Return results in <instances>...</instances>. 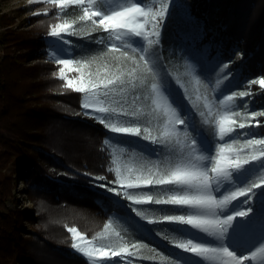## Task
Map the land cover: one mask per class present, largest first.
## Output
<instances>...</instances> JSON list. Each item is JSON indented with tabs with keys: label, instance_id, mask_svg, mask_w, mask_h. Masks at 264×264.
<instances>
[{
	"label": "trees",
	"instance_id": "1",
	"mask_svg": "<svg viewBox=\"0 0 264 264\" xmlns=\"http://www.w3.org/2000/svg\"><path fill=\"white\" fill-rule=\"evenodd\" d=\"M175 4L161 25L158 43L144 53L151 57L155 52L161 65L157 79L144 85L135 79L142 67L140 53L131 47H111V32L79 19L80 5L41 4L38 8L46 13L17 28L15 17L0 15V264H90L74 253L71 228L102 249L121 251L127 246L134 256L132 264H178L185 257L176 245L188 239L186 225L162 217L187 210L147 201L136 204L144 193L154 199L172 193L168 186L148 192L151 186L135 178L147 175L143 165L158 175L172 170L190 151L181 141L203 138L212 156L226 151L232 158L250 152L245 141L251 125H260L252 138H264V116L252 118V113L264 111V85L254 83L264 80V0ZM58 25L67 29L56 46L49 38ZM204 47L210 58L220 52L228 67L221 72L219 64L202 60L198 53ZM62 59L73 63L65 67L59 63ZM190 60L196 64L195 72L189 71ZM165 76L172 105L187 125L174 137L166 133L169 117L152 103L150 91V84ZM106 78L131 84L109 88L106 95L103 87H94L95 81L103 83ZM68 80L87 82L91 91L77 92ZM219 91L234 100L231 114L236 123L225 142L219 140L216 127L222 114ZM239 92L248 95L240 97ZM91 94L115 111L102 118L87 114L84 99ZM137 95L136 102L121 103ZM240 123L246 127L239 129ZM113 126L139 127L140 135L113 132ZM237 132L246 135L231 140ZM261 167L245 166L238 187L259 182ZM18 177L33 205L27 211L8 206L16 198ZM128 183L140 186L127 188ZM250 196L261 197L253 202V210L263 207L264 183Z\"/></svg>",
	"mask_w": 264,
	"mask_h": 264
},
{
	"label": "snow or ice",
	"instance_id": "2",
	"mask_svg": "<svg viewBox=\"0 0 264 264\" xmlns=\"http://www.w3.org/2000/svg\"><path fill=\"white\" fill-rule=\"evenodd\" d=\"M52 3L58 4L61 8L65 4L80 5L83 10V15L79 17L80 20H91L93 24H99L104 28L105 31H111V34L116 40H122L124 37L133 38L132 43L135 45L131 48L133 52L140 53V61L142 67L139 70V74L135 79L140 85L146 84L148 81H155L160 75L159 69L161 65L159 63V56L153 53V56L146 57L144 53L148 47L158 43L160 31L157 23V18L163 20L165 13L168 11V0H128L118 10L111 12H102L100 10L90 11L86 6V0H51ZM88 3H92L93 0H87ZM158 4L159 7L153 8L152 4ZM176 4L173 2V10H175ZM93 17L98 18L94 20ZM145 25H148L146 29ZM63 29V26L58 25ZM119 30V31H117ZM53 36L61 35L53 29ZM155 35L156 39L152 36ZM116 46L113 45V48ZM127 55V53H122ZM199 57L210 63L219 64L218 71H223L228 67L226 63L220 60V52H217L215 56L210 58V51L207 47L202 48L199 53ZM60 64L65 67L71 65L73 62L68 59H62L59 61ZM192 69L189 68V71ZM63 72V70H62ZM131 74V73H130ZM211 81V80H209ZM264 85V80L254 81ZM131 81L125 79L114 80L112 78H106L103 83L100 81L94 82V87H103L107 95L109 88H124L125 85H130ZM219 86V81H216ZM69 87H75L77 92L88 93L91 91L87 82L82 80L73 81L68 80ZM135 87V85H132ZM169 78L166 76L160 79L159 83H151L150 91L152 96L153 104L167 103V97L164 93L169 94ZM240 97L248 95L246 92H239ZM140 99V96L131 97L130 100H121V103H134ZM233 99L232 96L222 97L220 104L225 105V112L220 116V127H219V140L225 142V136L227 133H232V128L227 129L223 127V121L229 118V112L232 111L227 107V102ZM93 103H99V101L93 97ZM246 103V102H245ZM89 103L84 104V108H88ZM101 113H110L115 110H110L106 107H100L98 109ZM125 116L129 113H123ZM211 115V113H209ZM234 115H239L233 112ZM203 115V113H201ZM256 116H264V111L252 113V118ZM103 123V120H101ZM235 124L236 121H231ZM176 125H186L185 120L180 118V115L171 109V116L167 121L168 136L174 137L177 135ZM259 122L250 126V131L247 133L248 139L245 141V145L251 150L248 154L240 156L239 154L233 156L231 159H224L219 153L215 156L212 155H197L196 146L197 140L193 139L190 145V151L183 154L180 162L176 163L175 167L170 171H165L163 175L153 173L152 169L147 165H143L142 169L147 175H141L136 177V180H142L144 185L151 186L148 188V192L155 190L156 186H168L167 191L172 194L168 195L166 199H154V197L148 193L140 198L135 199V203L139 204L144 201L152 202L155 204H166L180 206L186 209V214L182 215H165L162 217L164 221L176 222L179 225H189L191 228L198 230V234H203L206 238L205 241H199L194 243V239H186L185 241L177 243V247L183 249L186 253L195 254V256L202 258L199 264H215L218 258L223 260L227 257V264H244L245 261H251L255 259L257 252H264V246H261L254 251L246 255H238L230 250L228 247L223 246L222 243H212L210 241H222L225 233L228 231V226L233 223L235 216L227 215L226 210L227 204L236 199L237 196L247 197L254 188L264 183V138L256 139L252 138L257 135L254 131L256 127H259ZM246 126L244 123L238 124L239 129H244ZM113 132L118 133H134L140 135L139 127H112ZM246 135L243 132H237L235 135L229 137L231 140L236 141L240 136ZM143 139H149L148 136H144ZM160 144H164L163 140L159 141ZM259 146V147H256ZM222 150V149H221ZM203 151V150H202ZM215 152V147L214 151ZM252 164L261 165L259 169V182L251 180L246 187H238L235 183L234 173H239L245 166ZM232 170L229 171L228 169ZM117 176L120 175L119 169ZM100 179H105L100 177ZM138 184L128 183L127 188L139 187ZM235 189V190H232ZM111 191V189H109ZM227 193V194H225ZM119 194V193H117ZM219 197V199H218ZM129 200L133 197L129 196ZM134 207V205H133ZM137 215L148 220V216L143 213H137ZM236 215L245 216L247 212H239ZM151 222V221H150ZM70 232L76 233L75 228L69 229ZM74 248L78 247L73 245ZM132 248H136L137 245H131ZM80 252H84L85 255L91 256V252L85 248H79ZM111 257H119L118 260H111L108 254H105V259L98 261L97 264H121V261L127 259V264H132L134 256L127 250L125 246L121 251H112ZM264 264V262H262Z\"/></svg>",
	"mask_w": 264,
	"mask_h": 264
},
{
	"label": "rangeland",
	"instance_id": "3",
	"mask_svg": "<svg viewBox=\"0 0 264 264\" xmlns=\"http://www.w3.org/2000/svg\"><path fill=\"white\" fill-rule=\"evenodd\" d=\"M103 2L106 7H103L101 5L100 2ZM128 0H93L92 3H88L86 0V6L89 8L90 11H94V10H100L102 12H111L114 10H118L124 3H127ZM173 2H175V0H168V11L165 13V16L163 18V20H160V18H157V23H158V27H159V31L161 28V25L163 23V21L165 20V18L168 15V12L173 4ZM48 3H52L51 0H0V15H8L9 17H15L16 18V23L13 26V28H17L19 26H27L28 25V19L34 15H38L40 14L42 11L40 10V8H38L39 5L41 4H48ZM58 5V4H57ZM68 5V4H65ZM153 8L159 7L158 4L153 3L152 4ZM42 13H46V11L44 10ZM96 20H98V18L93 17ZM63 26V29L61 27H56L55 30L57 32H60L61 35H56L53 36L51 34L50 36V40H53L56 42V46L58 45L57 42H62L64 40V32L67 29V27L65 25H60ZM146 29H148V25H145ZM150 31V29H148ZM119 31V30H117ZM109 32H111L109 30ZM153 39H156L155 35L153 34L152 36ZM132 39L133 38H129V37H124L122 40H116L114 38V36L112 35V37L109 36V40H108V44L113 47V45L115 46H125V47H131L134 48L135 45L132 43ZM51 52L52 49H51ZM190 68L192 69V72H195V70L197 69L196 64L190 60ZM226 93V92H225ZM222 94L224 95V92L219 91L218 94L216 95V98L218 99V102L221 99ZM164 95L167 97V103L168 102H172V96L169 92L168 93H164ZM226 96H231V94H225L223 97ZM93 97H95L99 103H93ZM85 103H89V107L85 108V112L91 116L97 117V118H102L104 113H101L98 111V109L100 107H103V103L94 95L91 94L89 96H87L84 99V104ZM166 103V104H167ZM220 103V102H219ZM232 103L233 101H228L227 102V107L229 109L232 108ZM160 104H165V103H160ZM159 104V108H162L163 111L165 113H167L168 117L170 118L171 116V110H169L168 108H165L163 106H160ZM221 105V104H220ZM174 108V107H173ZM221 109H222V114H224L225 112V105L224 107L221 105ZM174 110H176L174 108ZM177 111V110H176ZM178 112V111H177ZM178 114L180 115V113L178 112ZM180 118L182 119L181 115ZM217 121H219V123L221 124L220 121V116L217 119ZM231 121H233L232 119V114L231 111L229 112V118L226 119L225 121H223V127L225 128V131L227 133V129L232 128L233 123H231ZM183 125H176V129H177V133L181 130ZM219 126L220 125H216L217 127V134L219 136ZM165 131L166 133H168V126L166 124L165 127ZM230 133H227L226 136H228ZM225 136V137H226ZM193 140V139H192ZM192 140L187 143L185 141H181L180 143L184 146H188L190 147ZM201 141H205V139L200 138L199 140H197V146H196V150L200 149V142ZM206 147H208V144L205 143ZM203 150V152H202ZM200 154L197 155H211L210 152V148L208 147V149H202ZM219 155H221L224 159H231L230 155L226 152V151H221L219 153ZM229 171H231L232 169L229 168ZM234 177H235V183L238 186L240 180H241V174L239 173H234ZM259 187L254 188L253 190L256 191L258 190ZM235 190V189H232ZM16 198H13L9 203L8 206L10 208H21L22 210H30L32 208V203L28 201L26 193H25V185L24 182L22 180H20V177L17 178V184H16ZM227 194V193H225ZM261 200V197H249V194L247 197H243V196H237L236 199L230 201L227 204V210H226V214L227 215H234L235 219L233 221L232 224H230L228 226V231L226 232L229 236V239L226 237V233L225 236L223 238V240L220 243H223V246L228 247L230 250H232L234 253L238 254V255H246L248 254L247 251L240 247H236L234 248L233 245L237 244V245H244L245 243L248 244L253 251L261 246H264V231H261L260 233L257 234L256 230H255V234H252V227L255 228L256 227V223L255 221L253 222V217L255 218V220L260 224L263 220L262 216L259 214L260 210H264V206L258 207L257 210H253L252 206H253V202L255 200ZM219 199V197H218ZM261 208V209H259ZM247 212V215L245 216H240V215H236L239 212ZM245 225H248L249 228L246 229ZM77 231L76 233H72L73 235V239H74V244L77 245L78 247L74 248V253H76L79 256L84 257L86 260H88L90 262V264H97L98 261H101L103 259H105V254H108V257L111 260H118L120 259L119 257H111L110 254L112 251L107 250V249H102L100 248L94 241L86 238L85 235H83L77 228H75ZM187 230V234H188V239H194V243L201 241L200 238V234H198V230L191 228V226L186 225ZM26 232H30V227L27 226L26 227ZM260 230H264V227H260ZM79 248H85L87 251L91 252V256L85 255L84 252H80L78 249ZM185 257L181 258L180 261L178 262V264H194L195 261V256L194 254L191 253H186L184 252L183 249H180ZM262 262H264V252H260L259 254H256V257L254 260L251 261V264H262ZM121 264H127V259H124L121 261ZM244 264H249V261H245Z\"/></svg>",
	"mask_w": 264,
	"mask_h": 264
},
{
	"label": "bare ground",
	"instance_id": "4",
	"mask_svg": "<svg viewBox=\"0 0 264 264\" xmlns=\"http://www.w3.org/2000/svg\"><path fill=\"white\" fill-rule=\"evenodd\" d=\"M160 106H163V107H165V108H168L169 110H171V109H174L173 108V105H172V102H168L167 104H160ZM176 111V110H175ZM177 112V111H176ZM178 113V112H177ZM200 238H201V241H205V237H204V235L203 234H200ZM210 242H212V243H216V241H210ZM223 244V243H222ZM194 256H195V254H194ZM195 261H194V264H199V261L202 259V258H200V257H197V256H195ZM205 264H206V262H205Z\"/></svg>",
	"mask_w": 264,
	"mask_h": 264
}]
</instances>
